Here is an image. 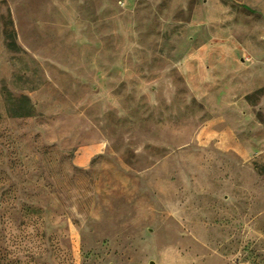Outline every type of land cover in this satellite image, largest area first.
<instances>
[{
  "label": "rangeland",
  "instance_id": "obj_1",
  "mask_svg": "<svg viewBox=\"0 0 264 264\" xmlns=\"http://www.w3.org/2000/svg\"><path fill=\"white\" fill-rule=\"evenodd\" d=\"M264 0H0V264H264Z\"/></svg>",
  "mask_w": 264,
  "mask_h": 264
},
{
  "label": "crops",
  "instance_id": "obj_2",
  "mask_svg": "<svg viewBox=\"0 0 264 264\" xmlns=\"http://www.w3.org/2000/svg\"><path fill=\"white\" fill-rule=\"evenodd\" d=\"M260 65H261L262 67H264V62H260Z\"/></svg>",
  "mask_w": 264,
  "mask_h": 264
}]
</instances>
